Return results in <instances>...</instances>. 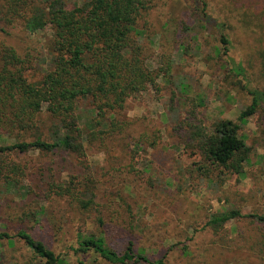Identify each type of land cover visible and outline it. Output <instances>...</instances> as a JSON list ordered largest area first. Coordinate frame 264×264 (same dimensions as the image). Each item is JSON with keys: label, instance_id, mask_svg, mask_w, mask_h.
Masks as SVG:
<instances>
[{"label": "rangeland", "instance_id": "374dc122", "mask_svg": "<svg viewBox=\"0 0 264 264\" xmlns=\"http://www.w3.org/2000/svg\"><path fill=\"white\" fill-rule=\"evenodd\" d=\"M221 33L230 41L227 54L218 50ZM134 35L156 79L116 113L131 123L112 137L111 151L88 135L95 113L82 100L76 115L85 158L12 154L26 171L15 186L0 181V233L11 236L0 239V264H46L15 236L19 229L59 254V264H112L92 251H75L78 234L102 236L118 252L131 242L135 251L167 264H264V222L245 216L264 215V103L240 123L238 135L250 147L240 172L204 160L189 138L195 127L209 131L218 119L238 122L251 101L248 86L264 92V0H153ZM49 39V30L0 33V44L28 60L31 80L46 66ZM230 59L243 75L233 72ZM70 175L89 180L94 201L88 211L48 195L53 179L65 182ZM230 209L243 216L207 224Z\"/></svg>", "mask_w": 264, "mask_h": 264}, {"label": "trees", "instance_id": "16d2710c", "mask_svg": "<svg viewBox=\"0 0 264 264\" xmlns=\"http://www.w3.org/2000/svg\"><path fill=\"white\" fill-rule=\"evenodd\" d=\"M152 1L0 0V33L14 27L29 34L50 32L44 46L46 66L35 80L25 75L28 60L15 48L0 44V136L13 137L11 142H0V181L15 186L25 176V165L16 162L13 153L39 150L85 158V134L76 115V105L82 100H88L95 113L88 135L109 151L113 149L112 137L131 123L118 120L116 113L127 98L155 83L156 76L146 62L145 45L134 35ZM205 9L203 1L202 15L207 20L210 16ZM219 41L218 50L227 54V35L221 33ZM230 62L234 73L244 74L240 64ZM247 91L251 101L240 111L238 122L218 119L209 131L195 127L189 137L204 160L234 172L241 171L250 150L238 135L240 123L264 103L262 90L248 86ZM88 181L85 175H70L65 182L53 179L47 193L67 198L69 204L88 211L94 201ZM241 216L239 210L230 209L213 214L207 224L218 227ZM245 216L264 222V215ZM15 236L46 264L62 263L59 254L25 229H19ZM10 237L0 233V239ZM74 250L92 251L112 264H167L164 258L152 259L135 251L131 242L118 252L107 246L102 236L93 234H78Z\"/></svg>", "mask_w": 264, "mask_h": 264}]
</instances>
